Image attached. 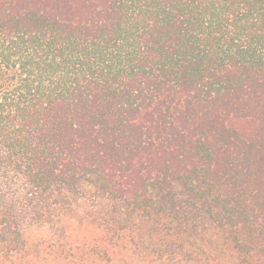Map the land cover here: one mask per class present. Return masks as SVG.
Listing matches in <instances>:
<instances>
[{
	"label": "trees",
	"instance_id": "1",
	"mask_svg": "<svg viewBox=\"0 0 264 264\" xmlns=\"http://www.w3.org/2000/svg\"><path fill=\"white\" fill-rule=\"evenodd\" d=\"M91 177L157 261L264 264V0H0V264H89L26 234Z\"/></svg>",
	"mask_w": 264,
	"mask_h": 264
},
{
	"label": "rangeland",
	"instance_id": "2",
	"mask_svg": "<svg viewBox=\"0 0 264 264\" xmlns=\"http://www.w3.org/2000/svg\"><path fill=\"white\" fill-rule=\"evenodd\" d=\"M56 191L57 197L61 202L63 200L64 207L68 208L67 215L62 219H58L55 216L60 211L58 209L54 213L55 215H52L51 226L34 224L27 230L26 234L30 242L38 243L47 239L49 240L47 242L53 244L54 248L64 252L70 246L87 243L91 245L96 254L88 261L89 264H177V261L175 262L173 259L156 260L155 256L149 251L150 249L147 248L151 246L149 230L152 227L149 224L148 217L143 212L133 211L125 202L112 198L101 187L96 177H91L75 186L59 185ZM200 208L201 206L194 209V213L191 215L196 220H202L204 228L208 227L205 235L206 239L210 240L214 246L222 247L225 243L224 236L221 233L212 232L210 228L214 218L211 219L212 216L206 209L201 210ZM117 220L122 221V224ZM141 220L147 221V223L144 222L140 225V222H143ZM56 221L59 222L56 224ZM102 222H105L104 224L107 227L104 234L98 229ZM123 224L127 227L135 225L136 228H139L134 234L137 236L134 243L129 242V237L123 239V236L121 238L116 237L113 240L112 237L116 233L114 227L119 229V235L121 232L119 226ZM48 243L46 244L48 245ZM226 248L229 251L232 250L228 243ZM35 250L33 249V251ZM80 252L81 250L78 249L77 253ZM49 261H43L41 264H49ZM234 262L229 255L223 258V264ZM251 264H255V261L251 260Z\"/></svg>",
	"mask_w": 264,
	"mask_h": 264
}]
</instances>
